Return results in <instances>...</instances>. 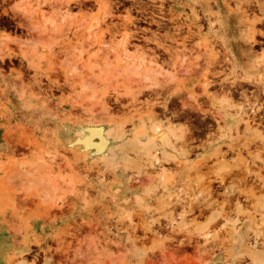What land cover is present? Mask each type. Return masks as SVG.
I'll return each mask as SVG.
<instances>
[{
    "label": "rangeland",
    "instance_id": "1",
    "mask_svg": "<svg viewBox=\"0 0 264 264\" xmlns=\"http://www.w3.org/2000/svg\"><path fill=\"white\" fill-rule=\"evenodd\" d=\"M258 3L0 0V264H264Z\"/></svg>",
    "mask_w": 264,
    "mask_h": 264
},
{
    "label": "bare ground",
    "instance_id": "2",
    "mask_svg": "<svg viewBox=\"0 0 264 264\" xmlns=\"http://www.w3.org/2000/svg\"><path fill=\"white\" fill-rule=\"evenodd\" d=\"M258 1L259 0H251V2H254V4H259ZM254 20H257V18H255ZM263 68H264V65H263ZM207 85H208V82H204L203 83L204 89H206ZM244 105L246 106V104H244ZM238 108L236 110V113H237L238 116H241L243 114H247V112L249 111L248 110L247 112H245L244 109H243L244 107L242 108V106L240 107V109H238ZM250 111L253 114H255V112H256L255 109H251ZM253 116H256V115H253ZM253 118L254 117H252L251 120H253ZM257 119H258V117H257ZM169 133H172V135H173V124L172 123L166 122L163 127L162 126H155L154 128H152L151 125L148 126V128H147V139H146L147 140V147H148V150H150L151 148H155L156 147V149L153 151V152H156L155 154H153L154 161L158 160L157 154L160 153L157 150H159L160 148L163 149L165 147V145H166L165 137H167L169 135Z\"/></svg>",
    "mask_w": 264,
    "mask_h": 264
},
{
    "label": "flooded vegetation",
    "instance_id": "3",
    "mask_svg": "<svg viewBox=\"0 0 264 264\" xmlns=\"http://www.w3.org/2000/svg\"><path fill=\"white\" fill-rule=\"evenodd\" d=\"M252 5H256V4H252ZM256 6H258V5H256ZM263 26H264V24H263Z\"/></svg>",
    "mask_w": 264,
    "mask_h": 264
}]
</instances>
